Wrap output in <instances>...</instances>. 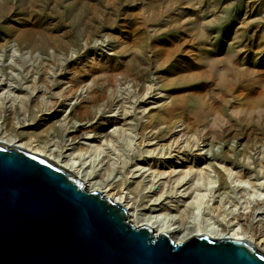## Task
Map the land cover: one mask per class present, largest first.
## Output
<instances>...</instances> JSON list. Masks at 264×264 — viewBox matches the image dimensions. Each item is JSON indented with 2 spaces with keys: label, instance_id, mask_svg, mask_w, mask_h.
I'll return each mask as SVG.
<instances>
[{
  "label": "rangeland",
  "instance_id": "rangeland-1",
  "mask_svg": "<svg viewBox=\"0 0 264 264\" xmlns=\"http://www.w3.org/2000/svg\"><path fill=\"white\" fill-rule=\"evenodd\" d=\"M0 70V130L48 134L61 161L99 145L94 164L84 156L86 187L141 215H179L193 194L173 179L190 166L216 190L230 170L264 192V0H0ZM33 79L21 109L16 92ZM69 122L82 128L73 141ZM228 185L210 208L233 228L250 211L223 216L238 205Z\"/></svg>",
  "mask_w": 264,
  "mask_h": 264
},
{
  "label": "water",
  "instance_id": "water-1",
  "mask_svg": "<svg viewBox=\"0 0 264 264\" xmlns=\"http://www.w3.org/2000/svg\"><path fill=\"white\" fill-rule=\"evenodd\" d=\"M177 235L136 226L72 171L0 144V264H264L245 240Z\"/></svg>",
  "mask_w": 264,
  "mask_h": 264
},
{
  "label": "bare ground",
  "instance_id": "bare-ground-1",
  "mask_svg": "<svg viewBox=\"0 0 264 264\" xmlns=\"http://www.w3.org/2000/svg\"><path fill=\"white\" fill-rule=\"evenodd\" d=\"M35 48V47H34ZM33 52L32 50H30ZM42 67V66H37ZM9 71H13V67L8 68ZM4 71V67L1 68ZM0 70L1 75L4 73ZM5 76V75H4ZM35 79L29 82L28 92L17 91L15 99H18L20 102V108L22 109L23 103L27 102L29 94L35 90ZM9 91V90H8ZM7 95L4 97H10L13 92H5ZM69 129L64 132L63 135L67 137L68 140H75L80 133L82 128L77 126L73 122H69ZM4 131V132H3ZM0 130V144L20 148L26 150L32 154L40 155L49 160L54 159L58 162L60 160L59 155H54V151L47 149L45 141L48 139V134L44 139L38 138L32 141L25 134H17L14 126L10 125L7 120V126ZM59 134V132H58ZM123 144H125V149H128L131 144V138L129 135H124L122 138ZM34 144V145H33ZM226 153H236L239 156L244 154L243 150H232L228 149ZM102 153L101 147H87L82 151L79 147H73L70 155L65 157V160L59 161L62 167L72 171L76 176L82 178L84 181L89 176L88 173L83 171L84 168V156L88 155L89 164H94L98 160L99 155ZM57 156V157H56ZM77 159V161L74 160ZM53 161V160H52ZM80 161L82 164H80ZM91 172V171H89ZM164 173H158L157 176H163ZM168 175H172V172H169ZM226 176V177H225ZM219 177V187L216 190L215 186L217 180L215 176L211 175V171L206 167L193 168L192 166L184 171L178 172L174 179L173 183L175 185H180L185 181L190 183V190H192V198L185 204L183 210L180 211V214L165 212V213H152L149 215H141L137 210H132V205H128L125 202V198L121 195L118 197L113 196L111 198L114 202L119 204L125 203L124 205L131 212L129 213V218L136 225H147L152 227L155 230V234H160L165 232L171 234L174 231L178 232V235L174 237L175 242L182 243L191 236L194 235H206L212 239H232V240H245L252 243L257 249L264 252V207L260 201L264 197V192L260 190L258 184L250 182L242 174H233L228 170L227 175ZM170 178V177H168ZM229 183H235V187H232V195L237 199L238 205L230 208L229 206L223 207V216L230 217L233 214H246L250 211L248 216H242L239 219H242L244 223L235 222L233 228H229V225L226 227L212 216V212H217L218 207L215 209L210 208L212 204V197L215 193H220V196L230 198L229 193L227 192ZM151 185L146 187V189H151ZM87 189L90 191H101L104 190V186L100 183H93L87 185ZM234 189V190H233ZM238 189V192L235 191ZM162 191V189H161ZM102 192V191H101ZM181 196H184L182 194ZM221 198L219 199V203ZM123 205V206H124ZM221 208H219L220 210ZM218 210V211H219ZM241 210V212H239ZM240 221V220H239Z\"/></svg>",
  "mask_w": 264,
  "mask_h": 264
}]
</instances>
